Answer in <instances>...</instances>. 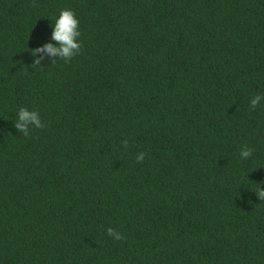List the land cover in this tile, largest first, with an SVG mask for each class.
Listing matches in <instances>:
<instances>
[{
  "label": "trees",
  "instance_id": "trees-1",
  "mask_svg": "<svg viewBox=\"0 0 264 264\" xmlns=\"http://www.w3.org/2000/svg\"><path fill=\"white\" fill-rule=\"evenodd\" d=\"M257 95L264 0H0V264H264Z\"/></svg>",
  "mask_w": 264,
  "mask_h": 264
},
{
  "label": "clouds",
  "instance_id": "clouds-1",
  "mask_svg": "<svg viewBox=\"0 0 264 264\" xmlns=\"http://www.w3.org/2000/svg\"><path fill=\"white\" fill-rule=\"evenodd\" d=\"M80 36L79 20L76 18L75 13L69 9L62 10L53 25L51 39L55 42V45L53 43H48L44 47L37 48L33 51V57H40L39 59L34 60L33 65L39 66L41 64V60L44 59V53L49 55L51 62H55L57 58L66 62L70 61L80 53L81 43L78 41ZM261 99H264V97L259 95L255 96L251 100L250 109L255 110ZM14 127L19 133L27 137L30 134V127L42 129L45 125L39 118L38 112L29 111L27 108H20ZM123 145L127 148L128 142L124 141ZM252 151L253 149L249 148L243 149L240 153L241 158L248 159L251 156ZM144 158L145 154L139 153L135 159L139 163L142 162ZM257 186L258 190L255 193L260 201H264V190H261L259 185ZM107 235L117 241L123 239V236L112 228L107 229Z\"/></svg>",
  "mask_w": 264,
  "mask_h": 264
}]
</instances>
